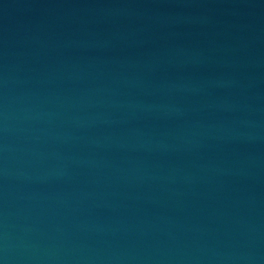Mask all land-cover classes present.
Segmentation results:
<instances>
[{"label":"water","instance_id":"1","mask_svg":"<svg viewBox=\"0 0 264 264\" xmlns=\"http://www.w3.org/2000/svg\"><path fill=\"white\" fill-rule=\"evenodd\" d=\"M0 264H264V0H0Z\"/></svg>","mask_w":264,"mask_h":264}]
</instances>
